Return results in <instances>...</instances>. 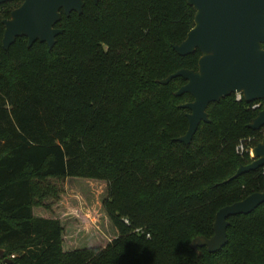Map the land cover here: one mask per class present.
I'll return each mask as SVG.
<instances>
[{"label": "trees", "instance_id": "trees-1", "mask_svg": "<svg viewBox=\"0 0 264 264\" xmlns=\"http://www.w3.org/2000/svg\"><path fill=\"white\" fill-rule=\"evenodd\" d=\"M83 3L81 15L61 14L51 50L19 38L4 51L2 21L21 1L0 5V264H264V204L227 220L217 253L189 248L212 237L220 209L262 191L264 169L229 179L253 161L264 128L247 126L264 103L221 99L189 146L176 142L188 127L179 106L192 97L174 96L181 78L158 82L197 70L198 51L172 50L193 27L192 8ZM69 178L105 183L101 207L116 232L105 246L64 251L60 221L34 215L59 201L52 181Z\"/></svg>", "mask_w": 264, "mask_h": 264}, {"label": "water", "instance_id": "water-1", "mask_svg": "<svg viewBox=\"0 0 264 264\" xmlns=\"http://www.w3.org/2000/svg\"><path fill=\"white\" fill-rule=\"evenodd\" d=\"M13 1L21 4L10 13L9 19L2 21L4 51L19 38L26 39L27 48L39 42L51 50L55 38L62 33L55 28L61 14L81 15L84 5L83 0H0V5ZM186 3L194 11L193 27L172 50L180 57L198 51L197 70L182 69L158 83L167 85L175 78L185 81L174 96L192 97L191 102L179 106L188 111L185 115L188 127L185 135L175 141L189 146L199 124L208 123L206 110L210 104L232 95L241 96L245 103H264V0H186ZM247 127L252 131L264 128V104ZM250 155L253 161L240 166L229 180L264 169V136L250 150ZM263 204L264 185L261 192L220 209L214 217L212 237H196L189 248L196 254L198 248H205L209 254L217 253L227 242V220L246 216ZM2 262L12 264L8 259Z\"/></svg>", "mask_w": 264, "mask_h": 264}, {"label": "rangeland", "instance_id": "rangeland-1", "mask_svg": "<svg viewBox=\"0 0 264 264\" xmlns=\"http://www.w3.org/2000/svg\"><path fill=\"white\" fill-rule=\"evenodd\" d=\"M52 183L61 191L59 201L49 211L34 209V215L60 221L64 251L103 247L115 238L116 232L101 207L106 198L104 182L69 178Z\"/></svg>", "mask_w": 264, "mask_h": 264}, {"label": "built area", "instance_id": "built-area-1", "mask_svg": "<svg viewBox=\"0 0 264 264\" xmlns=\"http://www.w3.org/2000/svg\"><path fill=\"white\" fill-rule=\"evenodd\" d=\"M240 98H241V96H239V95H235V99H236L237 101H239ZM259 108H260V104H259V103L254 104V105L252 106V109H259ZM235 152H236L238 155H242V154H243V152H244V147H243V144H242V143H239V144L236 146V148H235ZM248 154H249V157L251 158L250 150L248 151ZM13 258H14V256H11V257H10V259H13Z\"/></svg>", "mask_w": 264, "mask_h": 264}]
</instances>
